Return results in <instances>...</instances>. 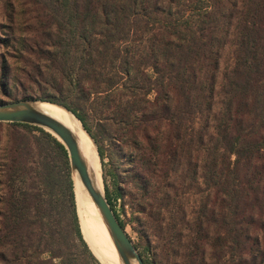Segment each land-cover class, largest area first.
<instances>
[{
    "label": "trees",
    "instance_id": "16d2710c",
    "mask_svg": "<svg viewBox=\"0 0 264 264\" xmlns=\"http://www.w3.org/2000/svg\"><path fill=\"white\" fill-rule=\"evenodd\" d=\"M19 2L24 21L0 23V104L81 121L145 264H264V0ZM3 129L0 264H112L82 232L65 146Z\"/></svg>",
    "mask_w": 264,
    "mask_h": 264
},
{
    "label": "water",
    "instance_id": "95a60500",
    "mask_svg": "<svg viewBox=\"0 0 264 264\" xmlns=\"http://www.w3.org/2000/svg\"><path fill=\"white\" fill-rule=\"evenodd\" d=\"M42 103L55 105L72 113L64 106L56 103L39 100L12 101L0 104V123L29 124L39 127L56 137L68 151L75 190L76 179H78L84 185L99 208L122 263L134 264L135 262L137 264H145L138 249L134 245V242L130 238L126 229L122 227L120 221L108 203L105 189L103 188V191H100L95 188L87 162L82 155L78 139L68 127L47 114L41 107Z\"/></svg>",
    "mask_w": 264,
    "mask_h": 264
},
{
    "label": "bare ground",
    "instance_id": "6f19581e",
    "mask_svg": "<svg viewBox=\"0 0 264 264\" xmlns=\"http://www.w3.org/2000/svg\"><path fill=\"white\" fill-rule=\"evenodd\" d=\"M41 107L47 114L57 119L74 133L78 139L82 155L87 162L95 188L103 191L102 188L104 187L102 185L101 171L99 169L95 147L86 134L87 131L83 129L84 127L82 126L80 120L72 113H69L61 107L47 103H42ZM75 196L77 197L80 225L83 233L87 237V240H89L90 235L94 233V230L100 233L104 231L103 228H101V224L105 228L108 240L106 239V241L102 243L99 241H96L95 244L91 243L93 249L101 257L112 264H123L99 208L89 195L84 185L78 179H76ZM134 264L137 263L134 262Z\"/></svg>",
    "mask_w": 264,
    "mask_h": 264
},
{
    "label": "rangeland",
    "instance_id": "374dc122",
    "mask_svg": "<svg viewBox=\"0 0 264 264\" xmlns=\"http://www.w3.org/2000/svg\"><path fill=\"white\" fill-rule=\"evenodd\" d=\"M8 1L10 0H0V23H4L6 22L9 18V15L12 16V9L7 7L8 5L6 4ZM12 3H15V4H20V0H11ZM22 2V1H21ZM30 3V2H29ZM22 7V6H21ZM13 17L16 19L17 22L19 23H22L24 21V18L25 16L24 15H21V16H14ZM4 51H6V49L4 48V45L0 42V54L3 53ZM20 100V99H19ZM81 122V121H80ZM82 124V123H81ZM83 126V124H82ZM84 129V128H83ZM85 131V130H84ZM86 132V131H85ZM88 135V133H86ZM90 141L92 142L93 146L95 147V151H96V155H97V158H98V163H99V169L101 171V180H102V185L104 186V167L102 165V161H101V158L99 156V152H98V146L96 144V142L94 141V139L91 138L90 135H88ZM0 138H2V142H5L7 137H6V129H3L2 131H0ZM110 160V158L107 156L106 159H105V163H108ZM113 164L117 165V162H113ZM120 164V163H119ZM108 167L109 164H108ZM110 174H108V179L110 180ZM103 189V188H102ZM120 202H119V209H120ZM128 213H127V217L130 218L131 217V214H130V211L131 209L127 206L126 207ZM101 228H103V230L105 231V228L104 226L101 224ZM102 231V233L100 232H97L96 230H94V233H92L89 237V240H87V237L85 236L84 234V237L86 238V240L89 242V244L91 245V243L95 244L96 241H99V242H105L106 239L108 240L107 238V234H106V231L104 232ZM126 231L127 233L129 234V236L132 238V240L134 242H137L138 239H137V234L133 231V229L131 228V226H128L126 228ZM83 232V231H82ZM92 247V246H91ZM93 248V247H92ZM102 261V260H101Z\"/></svg>",
    "mask_w": 264,
    "mask_h": 264
}]
</instances>
